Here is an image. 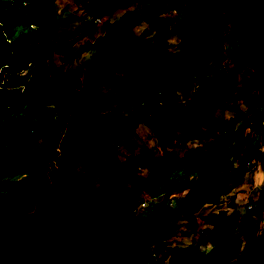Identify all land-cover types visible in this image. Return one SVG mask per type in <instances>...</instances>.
<instances>
[{"label": "trees", "instance_id": "16d2710c", "mask_svg": "<svg viewBox=\"0 0 264 264\" xmlns=\"http://www.w3.org/2000/svg\"><path fill=\"white\" fill-rule=\"evenodd\" d=\"M55 1L0 0V264H227L242 255L241 235L252 223L249 211L239 220L224 210L202 215L207 224L204 240L209 245L205 252L196 243L159 256L151 248L158 243L156 222L163 203L142 222L135 218V212L144 193L164 185L173 189L174 174L197 168L207 167L198 184L187 189L186 182H180L178 191L187 189L181 201L183 208L198 212L202 206L218 203L220 196L228 192L231 185L218 184L224 168L208 167L223 160L231 145L230 136H237L235 133L245 127L241 124L236 128L244 114L226 119L208 114L207 105L214 107L213 102L231 94L229 89L205 94L198 87L192 99L175 104L167 87L174 83L190 86L193 79L203 80L212 74L211 64L221 63L228 48L225 27L231 15L239 19L250 13L247 1L238 0L236 6L220 9L212 0H132L136 8L125 10L109 23L104 20L103 33L94 42L81 44L78 50L66 41L50 39L56 29ZM128 1L87 0L84 11L89 18L82 29L92 28L93 19L104 18ZM259 1L249 31L240 33L234 22L226 36L233 39L235 32L239 42L256 48L255 52L264 47V0ZM159 4L171 6L175 13L189 8L186 22L175 19L178 28L174 49H154L130 40L128 22L138 14L139 6L152 11ZM157 21L158 16L151 19L152 24ZM167 36L169 29L164 26L158 38ZM106 42L110 52L104 61L109 71L95 63L88 81L119 90L115 111L122 115V129L144 121L153 133L155 147L141 146L142 155L135 159L139 166L150 169L147 177H141L133 167L121 166L119 150L113 145L104 155L89 152L108 120L104 121L102 113L72 119L65 134L57 133L54 119L60 104L56 105L55 100L67 87L77 89L81 83L71 71L49 60L59 48L66 53L59 59L64 66L80 49L88 52ZM232 53L245 55L241 48H232L225 60H230ZM262 95L252 96L251 107ZM155 100L161 102V107L155 106ZM75 102L72 94L69 105ZM252 118L256 134L264 133V109ZM179 137L200 143L184 147L180 155H175L172 140ZM65 144L84 158L88 168L73 173L69 169L72 160L61 158L65 165L53 168L48 196L33 210L56 155L54 151L57 145ZM92 171L105 179L98 193L102 198L99 204L92 200L95 193L90 192V182H83L84 172Z\"/></svg>", "mask_w": 264, "mask_h": 264}, {"label": "rangeland", "instance_id": "374dc122", "mask_svg": "<svg viewBox=\"0 0 264 264\" xmlns=\"http://www.w3.org/2000/svg\"><path fill=\"white\" fill-rule=\"evenodd\" d=\"M246 10H251L245 16L237 18L231 15L229 23L225 27V39L228 48L224 49V55H228V51L232 48L244 51L245 55L238 57L240 53H232L230 60L222 58L221 63L211 64L212 74L206 79H193L191 85L186 83H174L167 87V91L172 92L173 103L181 100L187 101L192 99L195 89L202 88L203 93L217 92L218 88L229 89L231 94L225 99H217L213 102V106L207 105V112L212 113L216 118H229L243 113V117L237 123L236 128L241 124L245 127L237 133V136L230 137L231 145L226 151V155L221 161L213 164L209 168L223 167L220 173L222 178L218 184L221 186H230L227 193L220 196L218 203L213 205H205L198 212L191 213L181 206V201L185 196L188 188L198 184L202 178L203 170L201 168L194 169L190 173L174 174L171 178L173 189L168 185H164L161 189L154 192L144 193L138 201L135 218L142 222L155 208L163 203L162 213L156 222L157 241L151 250L155 256L169 252L173 248L182 249L189 244H199L203 251L207 249L204 242V230L207 226L202 220V215L215 213L224 210L228 215L237 218L243 217L245 212L249 211L252 218L251 225L242 233L243 253L237 258L231 260L227 264H264V133L256 134L255 130L248 125L250 116L255 115L251 107L252 96L257 93L264 95V47L255 49L246 42H239L235 32L233 39L226 38L230 31V25L237 23L239 32H248L256 20L255 12L259 9V0H246ZM218 8L224 9L233 7L238 4V0H212ZM87 0H56V29L51 34L50 39L53 41H66L70 43V47L78 50L79 46L84 42H94L98 35L102 34L105 24L116 20L127 9L133 10L137 7L136 1H128L117 5L97 25L87 30L82 29V24L89 16L85 13L84 7ZM138 14L133 16L129 22L131 42L140 41L145 46L157 48L174 49L177 43L175 30L178 28L175 19L185 21L188 20L189 8L183 7L180 12L175 13L171 6L159 4L152 11L139 6ZM253 11V12H252ZM155 16L159 17V21L155 24L151 23V19ZM107 21L105 23V21ZM104 21L103 24H101ZM164 26L169 29V36L159 39L158 36L163 32ZM244 30V31H242ZM108 43H104L99 48L85 52L79 50L77 56L70 62L62 66L59 59L66 53L61 52L59 48L52 55L54 64L60 65L63 70H69L75 77L80 79V87L67 90L61 97L55 100L56 105L60 104L56 111L54 122L57 133L65 134L66 126L74 120H81L86 116L102 113L104 121L108 118L106 125L100 130L98 135L92 142L90 153H100L104 155L108 146H115L118 151V159L121 166L125 168H135L141 177H147L150 173L149 168H142L135 159L142 155L141 146L146 145L155 147L153 133L144 125V121H137L136 126L127 130L120 127L122 115L115 111V105L118 96L121 94L118 89H111L106 85H102L97 81H88L90 68L96 63H100L105 72H108L104 58L109 54ZM155 52V51H151ZM150 56V54H149ZM243 57V58H242ZM240 59L234 63V60ZM248 61V62H247ZM227 62V63H226ZM241 62H247L241 64ZM51 63V62H50ZM117 74V72H116ZM121 74H118V76ZM2 77L3 74H0ZM145 79L147 77L145 76ZM128 81H130L128 77ZM132 86V82H130ZM74 94L76 102L69 105L71 96ZM262 95V96H263ZM50 100V99H49ZM51 102V100H50ZM155 106L161 107V102L155 100ZM52 103V102H51ZM76 118V119H75ZM61 136V135H59ZM258 145L256 146V144ZM198 140H186L179 137L172 140V150L176 155H180L183 148L187 146H195ZM54 160L49 164V170L46 172V179L42 187L39 197L33 207L35 210L41 206L45 198L48 196L50 189L51 171L59 165H65V161L61 158L71 159L69 169L73 173H80L85 165L84 158L78 152L72 150L67 144L64 146L57 145ZM158 153V151H157ZM230 166H227V164ZM241 167V168H240ZM240 168V169H239ZM238 179L235 183V180ZM185 181L187 189L178 191L180 182ZM90 182V192L95 193L92 200L95 204L101 202V196L98 194L102 189L105 179L98 172H84L83 182ZM124 184L129 185V181L124 179ZM247 205H250L247 208Z\"/></svg>", "mask_w": 264, "mask_h": 264}, {"label": "built area", "instance_id": "2783aa9c", "mask_svg": "<svg viewBox=\"0 0 264 264\" xmlns=\"http://www.w3.org/2000/svg\"><path fill=\"white\" fill-rule=\"evenodd\" d=\"M262 109H264V95L262 96V98L258 101L257 105L254 107L253 111L254 113H258V112H262ZM254 116V114L252 116H250V120H248V124L252 125L254 123V119L252 118ZM250 205H247V208H249Z\"/></svg>", "mask_w": 264, "mask_h": 264}, {"label": "clouds", "instance_id": "9594fccd", "mask_svg": "<svg viewBox=\"0 0 264 264\" xmlns=\"http://www.w3.org/2000/svg\"><path fill=\"white\" fill-rule=\"evenodd\" d=\"M173 10V9H172ZM174 11V10H173ZM100 20V21H99ZM101 22V19H99L98 17L97 18H95V19H93L92 20V24H94L95 23V25H97V24H99ZM249 125V124H248ZM235 134H237V133H235ZM230 137H232V136H230ZM234 137H236V136H234ZM207 140H204V142H206ZM200 143V142H199ZM58 148H56L55 150H57ZM55 152V151H54ZM52 162H53V160H52ZM57 167V166H56ZM210 167V166H209ZM208 167V169H210ZM202 170H207V167H204ZM163 186H161V187H159V188H156V189H154L153 190V192L155 191V190H157V189H161ZM136 210H137V208H136ZM204 242H205V240H204ZM205 245L207 246V249H208V247H209V245L208 244H206L205 243ZM200 248V247H199ZM200 250H202V249H200ZM203 251V250H202ZM206 250H204V252H205Z\"/></svg>", "mask_w": 264, "mask_h": 264}]
</instances>
